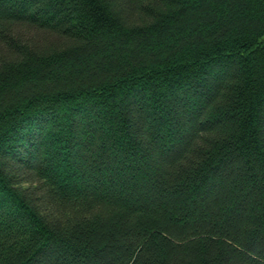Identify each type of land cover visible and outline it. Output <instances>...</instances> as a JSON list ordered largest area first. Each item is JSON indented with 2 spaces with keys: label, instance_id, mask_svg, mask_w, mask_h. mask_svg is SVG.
I'll list each match as a JSON object with an SVG mask.
<instances>
[{
  "label": "trees",
  "instance_id": "1",
  "mask_svg": "<svg viewBox=\"0 0 264 264\" xmlns=\"http://www.w3.org/2000/svg\"><path fill=\"white\" fill-rule=\"evenodd\" d=\"M0 264H264V0H0Z\"/></svg>",
  "mask_w": 264,
  "mask_h": 264
}]
</instances>
